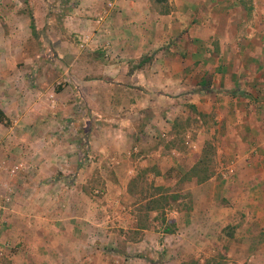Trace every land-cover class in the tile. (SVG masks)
Masks as SVG:
<instances>
[{"label": "crops", "instance_id": "1", "mask_svg": "<svg viewBox=\"0 0 264 264\" xmlns=\"http://www.w3.org/2000/svg\"><path fill=\"white\" fill-rule=\"evenodd\" d=\"M75 2L76 8L62 19L63 26L60 20L56 23L63 27L59 34L66 33L73 40L62 47L73 52L69 82L77 99L100 106L101 114L120 113L130 131L135 122H156L165 115L172 118L167 134L177 137L174 121L180 115L184 122L196 120V131L187 127L180 135L184 145L194 147L183 154H201L206 141L216 142L215 173L203 183L194 180L192 207L174 212L169 218L174 231L161 233L167 243L160 247L167 249L162 251L165 256L161 254L164 264H182L185 253L200 249L210 252L219 229L234 216L241 218L240 223L244 220L233 235L244 264H264V222L255 225L251 218L255 214L252 188L264 186V0ZM51 8L46 9L45 18L50 25L55 18ZM10 29L17 37L12 43L25 44L29 39L28 34L18 37L14 20ZM46 33L45 53L60 51L61 45L56 44L60 40L52 41ZM30 68L0 63V108L9 119L25 106L23 94L31 97L29 105L41 107L44 97L56 100L65 92L6 87L7 82L13 85L18 80L14 73ZM45 103L50 104L49 100ZM143 128L130 132L128 138L134 133V138L143 137ZM163 158L168 167L177 166ZM140 162L132 159L130 169ZM78 167L79 176L84 164ZM87 179L71 178L68 200L60 196L56 201L47 191H21L0 198V264H155L147 256L133 258L137 252L147 254L153 231L132 228L145 235L132 241L109 222L93 224L89 219L93 199L82 188ZM129 179L121 182L124 192ZM218 195L229 204L216 205ZM256 214H262L264 221V213ZM97 233L103 234V244L93 243Z\"/></svg>", "mask_w": 264, "mask_h": 264}, {"label": "rangeland", "instance_id": "2", "mask_svg": "<svg viewBox=\"0 0 264 264\" xmlns=\"http://www.w3.org/2000/svg\"><path fill=\"white\" fill-rule=\"evenodd\" d=\"M75 4V0H0V63L31 67L26 73H14L18 80L13 85L7 82L6 87L9 86L12 90L20 89L22 92L24 88L38 92L45 88L53 94L65 90L60 99L55 100L54 96L52 99L44 97L43 103L39 101L41 107L38 105L36 107L34 103L29 105L31 97L23 94L21 97L26 103L25 106L21 110H15L17 116L10 117L9 126L0 124V198L16 195L21 191L27 194L47 191V194L54 196L56 201L60 196H65L68 200L67 194L71 193L68 183L71 178H88L82 188L93 199V215L92 218L89 217L93 224L109 222L111 226H115L113 227L115 231L120 230V235H125L126 239L132 241L145 236L144 233L134 231L132 228L146 226L148 230L153 231L154 238L147 241L151 247H148L150 249L147 254L137 252L133 258L136 260L139 259L137 255H142L147 256L155 264H164L162 260L167 249L160 247L167 244L161 235L165 225L161 220H154V213H149V216L145 217V213L139 211V208L143 207L144 200L152 193V185L163 186L167 191L177 193L179 196L173 204L175 209L167 212V220H170L174 212L192 207L191 187L194 180L188 182L183 176L189 170V165L199 159L200 154L194 152L183 154L182 152L189 148L191 151L194 150V147H190L189 143L184 145L185 138L180 135L187 127L196 131L198 124L196 120L184 122L180 120V115L179 120L174 121L177 125L173 130L178 136L171 137L167 130L172 118L166 119L164 115L156 122H138V125L135 122L133 131H130L131 127L122 121L124 116L120 113L101 114L100 110L98 111L100 106L85 104V101L77 99L71 93L74 84L69 82V63L73 52L62 47L68 40L71 43L73 40L69 39L66 33L59 34V31L63 32V27L60 28L63 26L62 19L76 8ZM48 6L52 7L51 14L55 17L51 25L45 21ZM61 9L62 12H58ZM11 20H14L18 37L24 38L26 34L29 35L25 44L17 43L18 40L15 44L12 43L17 37H14L15 32L11 33ZM58 20L60 27L56 23ZM31 24L34 30L31 29ZM46 31L49 32L52 41L60 40L56 41V44L62 47L60 51L45 53L47 45L44 46L43 39L47 38ZM11 44L13 46L6 50ZM17 49H22V53H17ZM34 67L39 68V72L37 68L33 71ZM38 92H35L37 97ZM48 100L50 104L46 105L45 102ZM52 101L55 103H51ZM10 112L11 116H14L13 111ZM46 114L48 118L43 117ZM103 115L106 117H102ZM16 117L21 120H16ZM141 125L144 127L143 137L134 138V133L128 138L130 132H138ZM127 132L129 135H126ZM210 142L216 149L215 140ZM159 150L161 152H158ZM163 151H167V155ZM169 152H174V155ZM142 156L144 157L141 158ZM163 157H168L170 159L168 162L177 163V166L168 167L167 163L162 162ZM132 159H140L141 162L136 168L134 166L130 169ZM144 160L145 163H142ZM215 161L216 154L210 162L214 173ZM156 163H159V166ZM83 164V171L78 176L80 169L78 166L82 167ZM160 166L164 168L160 169ZM153 169L161 173L158 176L154 175ZM149 170L152 172L148 173ZM136 174H140V179L130 182ZM118 178L120 183L117 181ZM125 178L130 179L124 192L121 182H125ZM125 193L127 195H123ZM251 196L253 198L251 211L255 213L251 218L255 220L253 224L260 225L264 222L260 219L262 214L258 216L256 212L264 213V186H254ZM137 200H142L139 206L136 205ZM215 204L226 206L229 202L220 195ZM240 219L231 217L229 223L219 229L210 252L200 249L195 253H185L181 257L184 259L183 264L200 262L202 259L203 264H244V258L240 257L241 249H238L233 240L235 231L244 222L243 220L240 223ZM258 220H261L260 223ZM174 229L172 227L173 231ZM124 230H127V233ZM102 237L101 233L94 234L93 243L103 244Z\"/></svg>", "mask_w": 264, "mask_h": 264}, {"label": "trees", "instance_id": "3", "mask_svg": "<svg viewBox=\"0 0 264 264\" xmlns=\"http://www.w3.org/2000/svg\"><path fill=\"white\" fill-rule=\"evenodd\" d=\"M31 29L34 30V27ZM0 124L9 126L11 124V121L7 114L0 108ZM216 154L215 147L210 140L206 141L202 152L200 154L199 159L195 162V164L189 168L188 171L183 176V179L190 182L192 180H195L198 184L203 183L210 179L214 172L211 170L210 162L212 160V157ZM152 171L149 170L148 173H151ZM154 175H159L160 173L158 170L153 169ZM134 178L130 182H135V180L140 179V174H136L133 176ZM152 193L148 198H146L144 201L143 207L139 208V211H143L145 214V217L149 216V213H154V220H161L162 224L165 225L163 227L162 233L163 234H170L173 232L172 227L174 229L175 224L174 221L167 220V212L174 210V203L178 200L177 193L167 191V188L163 186H151ZM130 191V188H129ZM142 197V196H141ZM145 197V196H144ZM139 201V202H138ZM140 201L137 200L136 205H140ZM140 229H147L146 226L142 225L138 227ZM141 232V231H140ZM183 264V263H182ZM189 264H203L201 262H190ZM205 264V263H204ZM208 264V263H207Z\"/></svg>", "mask_w": 264, "mask_h": 264}]
</instances>
